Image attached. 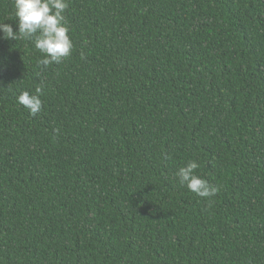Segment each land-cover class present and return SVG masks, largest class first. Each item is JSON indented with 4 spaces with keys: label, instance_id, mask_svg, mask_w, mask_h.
<instances>
[{
    "label": "trees",
    "instance_id": "trees-1",
    "mask_svg": "<svg viewBox=\"0 0 264 264\" xmlns=\"http://www.w3.org/2000/svg\"><path fill=\"white\" fill-rule=\"evenodd\" d=\"M66 16L74 49L46 69L0 39V264H264V0ZM41 84L32 116L16 96ZM189 160L211 206L175 177Z\"/></svg>",
    "mask_w": 264,
    "mask_h": 264
},
{
    "label": "clouds",
    "instance_id": "clouds-1",
    "mask_svg": "<svg viewBox=\"0 0 264 264\" xmlns=\"http://www.w3.org/2000/svg\"><path fill=\"white\" fill-rule=\"evenodd\" d=\"M68 8L69 0H13L14 17L18 23L14 29L13 24L0 22V34H2L0 39L18 43L22 40L29 41L41 54L37 63L42 69L60 64L72 54L74 49L70 35L72 29L66 16ZM81 58H84L83 53ZM6 70L7 67L0 64V72ZM43 94L44 86L41 84L34 91H19L16 102L35 116L43 108L41 98ZM55 131L59 134V129ZM199 168L198 161L189 160L177 169L175 177L180 185L186 186L190 192L204 198L211 206L212 198L216 196L219 188L198 174Z\"/></svg>",
    "mask_w": 264,
    "mask_h": 264
}]
</instances>
